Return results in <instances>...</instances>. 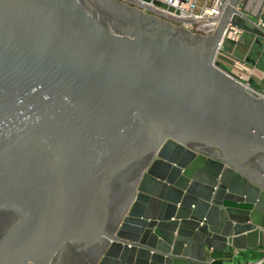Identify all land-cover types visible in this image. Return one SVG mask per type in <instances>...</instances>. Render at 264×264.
<instances>
[{
  "label": "water",
  "instance_id": "obj_1",
  "mask_svg": "<svg viewBox=\"0 0 264 264\" xmlns=\"http://www.w3.org/2000/svg\"><path fill=\"white\" fill-rule=\"evenodd\" d=\"M242 4L205 36L117 0H0V264L264 252V98L217 60L229 23L264 39V1Z\"/></svg>",
  "mask_w": 264,
  "mask_h": 264
},
{
  "label": "built area",
  "instance_id": "obj_2",
  "mask_svg": "<svg viewBox=\"0 0 264 264\" xmlns=\"http://www.w3.org/2000/svg\"><path fill=\"white\" fill-rule=\"evenodd\" d=\"M125 5L140 10L150 17L168 24L172 27H185L191 34L209 36L215 32L220 18L230 0H117ZM262 22V21H261ZM264 25V23H262ZM244 31L232 24H228L224 33V42L220 45V56L227 41L238 42ZM242 65L246 61H239ZM256 68L250 70V76L244 78L238 76L251 92L264 98V86L258 88L251 82L256 75ZM262 79L260 81L262 83ZM260 262H257L259 264ZM255 264V263H252Z\"/></svg>",
  "mask_w": 264,
  "mask_h": 264
},
{
  "label": "crops",
  "instance_id": "obj_3",
  "mask_svg": "<svg viewBox=\"0 0 264 264\" xmlns=\"http://www.w3.org/2000/svg\"><path fill=\"white\" fill-rule=\"evenodd\" d=\"M263 1L264 0H243V4L241 5L240 10L245 12V14L247 15L256 14L259 11ZM244 35L247 38L245 39L247 40L245 41V45H247L246 46L247 51H250L254 45L256 46L264 45V39L261 41V43H258L254 35L247 33V32H244ZM243 43H244V40H243ZM238 45L239 44L237 43V45L234 48H232L231 50L225 51L226 53L225 56L228 61L227 60L222 61L221 62L222 66L226 68L227 63H230V64L233 63L232 66L235 68L234 69L232 68V70L230 71L244 78L249 77L250 70L253 67L256 68L257 70L264 72V64H261L260 66H258L257 61L254 58L250 56H241L238 54V52L236 51L237 50L236 48H238ZM237 60L243 61V62L246 61L247 63L240 65L237 63ZM257 70H256V73L258 72ZM255 77L257 76L255 75ZM262 78H263V75H262ZM262 83H264L263 79H262ZM236 262H239V264H252V263L257 264V262H260L259 264H264V252L261 250L240 252L238 256L235 257V264H237Z\"/></svg>",
  "mask_w": 264,
  "mask_h": 264
},
{
  "label": "rangeland",
  "instance_id": "obj_4",
  "mask_svg": "<svg viewBox=\"0 0 264 264\" xmlns=\"http://www.w3.org/2000/svg\"><path fill=\"white\" fill-rule=\"evenodd\" d=\"M202 2H203V0H200V3H202ZM242 37L243 38H241L238 42L227 41L225 43L224 48H223L222 56L217 58V60L220 62L227 60V58L225 56V54H226L225 51L231 50L238 43L239 45H238V48H236L237 49L236 51L238 52L239 55L250 56V57L254 58L257 61L258 66H260L261 64H264V45H259V46L254 45L250 51H247V48H246L247 45H245V41H247L245 39H247V38L244 35V33L242 34ZM243 40H244V43H243ZM249 53H250V55H249ZM232 65H233V63H231V64L227 63L226 68L228 70H232V68L233 69L235 68ZM257 71H258L256 73L257 77H252L251 82L254 86H258V88H262L261 86H264V83H261L259 78H262V75H263V80H264V72L260 71V70H257ZM260 73H262V74H260Z\"/></svg>",
  "mask_w": 264,
  "mask_h": 264
}]
</instances>
